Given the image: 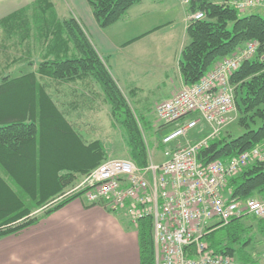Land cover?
Returning <instances> with one entry per match:
<instances>
[{"label": "trees", "instance_id": "1", "mask_svg": "<svg viewBox=\"0 0 264 264\" xmlns=\"http://www.w3.org/2000/svg\"><path fill=\"white\" fill-rule=\"evenodd\" d=\"M140 1L87 0L103 29ZM187 5L204 17L188 21L185 27L187 41L178 58L183 84L196 83L217 61L249 42L258 44L255 55L230 75L242 131L234 136L223 131L198 152L202 164L226 161L264 141V16L244 14L231 0H190ZM10 43L20 51L13 60L25 62L30 69L0 74V238L20 232L81 196L82 190L58 199L107 157L103 141H84L62 102L49 93L51 84L78 83L93 95L99 93L122 127L128 156L138 166L148 161L138 122L151 126L130 107L105 58L76 18L60 17L50 0H34L0 18V48ZM167 129L162 124L153 128L157 145ZM196 132L198 139L207 130L201 127ZM225 188L236 200L264 199V159L230 177ZM245 218L256 220L258 231L264 233V219L243 214L223 226L208 227L201 238L207 249L238 264H255L248 250L254 242L252 225L242 223ZM131 226L138 236L140 264H156L151 218Z\"/></svg>", "mask_w": 264, "mask_h": 264}, {"label": "built area", "instance_id": "2", "mask_svg": "<svg viewBox=\"0 0 264 264\" xmlns=\"http://www.w3.org/2000/svg\"><path fill=\"white\" fill-rule=\"evenodd\" d=\"M231 4L242 12L264 10V0H231ZM203 17L201 11L191 12L186 21ZM257 45L249 42L220 59L196 83L181 86L156 104L158 123L168 127L157 145L160 161L149 159L138 166L131 158L107 157L58 199L82 190L88 203L120 211L133 224L150 217L156 264H238L207 249L201 238L208 227L223 226L243 214L264 219V199L236 200L225 188L230 177L264 159V141L226 161L202 164L198 152L235 120L230 75L253 57ZM202 126L208 129L204 136L188 137Z\"/></svg>", "mask_w": 264, "mask_h": 264}, {"label": "crops", "instance_id": "3", "mask_svg": "<svg viewBox=\"0 0 264 264\" xmlns=\"http://www.w3.org/2000/svg\"><path fill=\"white\" fill-rule=\"evenodd\" d=\"M32 1L0 0V18ZM50 1L60 17L76 18L121 91L126 87L136 96L151 85L164 90L162 101L183 85L178 58L188 5L178 0H141L103 29L87 0ZM48 90L62 102L73 123L72 116L77 117L82 106L93 108L103 101L98 92L93 95L78 83L51 84ZM102 208L73 198L20 232L1 237L0 264H140L136 230L124 215L116 217Z\"/></svg>", "mask_w": 264, "mask_h": 264}, {"label": "rangeland", "instance_id": "4", "mask_svg": "<svg viewBox=\"0 0 264 264\" xmlns=\"http://www.w3.org/2000/svg\"><path fill=\"white\" fill-rule=\"evenodd\" d=\"M257 10L264 16V10ZM248 13L249 11L244 14ZM185 41H187V39L186 37H183L182 42L185 43ZM19 56V49L11 43L6 44L5 49L0 48V74L10 73L11 75H17L20 72L29 70L30 68L27 64H25V62L13 60ZM144 88L145 89L142 92H138L136 96L131 94L126 87H122V91L130 107L140 118H142V121H151V126L149 127L147 125L143 126L141 122H138V124L143 133L142 136L146 145L148 161L150 159L157 162L160 161L162 157L160 149L157 148V140L155 139V136L151 135L153 128H156V126L159 125L154 115V104L162 99V97L166 94L164 90L159 91L157 89H153V86L151 85L149 87L145 86ZM96 104L98 107L97 105H94L93 108L82 106L79 110V115L77 117L75 114L72 116L75 117L73 118L76 120L75 125H77L81 130L84 141L88 142L96 139L103 141L106 145L107 157L130 158L128 156L125 134L122 127L112 119L109 109L105 103L100 101ZM237 118L238 114L236 113L235 120L224 129V131L233 136L242 131L241 126L237 123ZM188 137L194 140L196 135L195 133H192ZM76 198L85 202L87 201L84 195ZM102 209L116 217L121 214L123 215L120 211H112L104 207ZM255 221H248L247 218L242 219V223L252 225L251 231L254 235V242L250 244L248 250L251 251L253 258L256 260L255 264H264V233L258 231Z\"/></svg>", "mask_w": 264, "mask_h": 264}]
</instances>
